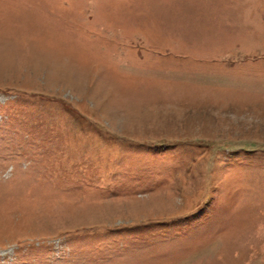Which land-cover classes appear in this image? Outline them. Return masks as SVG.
I'll return each mask as SVG.
<instances>
[{"label": "rangeland", "instance_id": "374dc122", "mask_svg": "<svg viewBox=\"0 0 264 264\" xmlns=\"http://www.w3.org/2000/svg\"><path fill=\"white\" fill-rule=\"evenodd\" d=\"M0 264H264V0H0Z\"/></svg>", "mask_w": 264, "mask_h": 264}]
</instances>
